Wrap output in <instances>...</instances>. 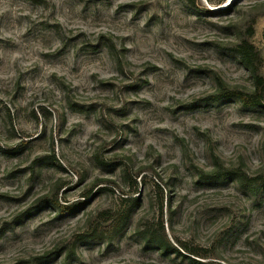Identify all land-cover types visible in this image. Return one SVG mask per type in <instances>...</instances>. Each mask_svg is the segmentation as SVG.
I'll list each match as a JSON object with an SVG mask.
<instances>
[{
	"label": "rangeland",
	"instance_id": "obj_1",
	"mask_svg": "<svg viewBox=\"0 0 264 264\" xmlns=\"http://www.w3.org/2000/svg\"><path fill=\"white\" fill-rule=\"evenodd\" d=\"M225 4L0 0V264H264V108L222 89L264 0Z\"/></svg>",
	"mask_w": 264,
	"mask_h": 264
},
{
	"label": "trees",
	"instance_id": "obj_2",
	"mask_svg": "<svg viewBox=\"0 0 264 264\" xmlns=\"http://www.w3.org/2000/svg\"><path fill=\"white\" fill-rule=\"evenodd\" d=\"M191 3L193 4V0H191ZM238 51L243 57L245 63L251 69L253 79H254V90L252 92H246L242 90L229 89V88L222 86L221 84L222 89H223V94H224L223 96L224 97L226 96L237 97L239 101L245 106H260L264 108V76L262 72L260 71V68L257 65H255V63L252 61L253 53L255 52L253 49V46L248 45L247 47H244L240 45ZM239 178L244 182L250 179L246 174H244L243 177H239ZM158 188L160 190V194L162 197L163 191L159 186ZM161 201H162V209H163V199L162 198H161ZM60 208L63 211L68 209L67 207H62V206H60ZM129 213H130V210L127 211L123 215L124 217H122V219L126 218L129 215ZM161 228H162V231L165 233L163 223H161ZM159 244H161L163 248H165L166 250L177 251V249H175V247L169 242L166 235H164V239H160ZM198 256H200V254H198ZM201 256L203 258H208L206 257V255H201ZM202 264H218V263H215V261H207V262H203Z\"/></svg>",
	"mask_w": 264,
	"mask_h": 264
},
{
	"label": "snow or ice",
	"instance_id": "obj_3",
	"mask_svg": "<svg viewBox=\"0 0 264 264\" xmlns=\"http://www.w3.org/2000/svg\"><path fill=\"white\" fill-rule=\"evenodd\" d=\"M233 2V0H229V4H231ZM229 4H225L223 7H228ZM210 11H216V9H209Z\"/></svg>",
	"mask_w": 264,
	"mask_h": 264
}]
</instances>
